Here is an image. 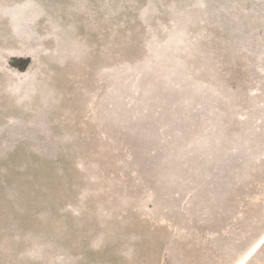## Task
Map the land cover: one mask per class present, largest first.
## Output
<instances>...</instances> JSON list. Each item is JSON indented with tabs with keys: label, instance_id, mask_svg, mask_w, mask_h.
Here are the masks:
<instances>
[{
	"label": "rangeland",
	"instance_id": "obj_1",
	"mask_svg": "<svg viewBox=\"0 0 264 264\" xmlns=\"http://www.w3.org/2000/svg\"><path fill=\"white\" fill-rule=\"evenodd\" d=\"M263 236L264 0H0V264H238Z\"/></svg>",
	"mask_w": 264,
	"mask_h": 264
},
{
	"label": "bare ground",
	"instance_id": "obj_2",
	"mask_svg": "<svg viewBox=\"0 0 264 264\" xmlns=\"http://www.w3.org/2000/svg\"><path fill=\"white\" fill-rule=\"evenodd\" d=\"M264 243V236L254 245V247L247 253L245 258L241 260L238 264H244L247 259H249Z\"/></svg>",
	"mask_w": 264,
	"mask_h": 264
}]
</instances>
